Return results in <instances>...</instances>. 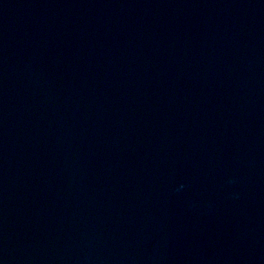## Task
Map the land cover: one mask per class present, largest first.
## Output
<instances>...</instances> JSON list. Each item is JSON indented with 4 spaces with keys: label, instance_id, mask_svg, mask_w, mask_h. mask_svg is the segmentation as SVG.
<instances>
[{
    "label": "water",
    "instance_id": "obj_1",
    "mask_svg": "<svg viewBox=\"0 0 264 264\" xmlns=\"http://www.w3.org/2000/svg\"><path fill=\"white\" fill-rule=\"evenodd\" d=\"M0 264H264V0H0Z\"/></svg>",
    "mask_w": 264,
    "mask_h": 264
}]
</instances>
